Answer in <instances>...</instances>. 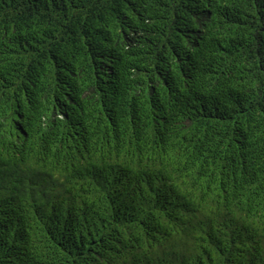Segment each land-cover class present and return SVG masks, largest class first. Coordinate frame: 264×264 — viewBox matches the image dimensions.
Wrapping results in <instances>:
<instances>
[{
	"label": "trees",
	"instance_id": "1",
	"mask_svg": "<svg viewBox=\"0 0 264 264\" xmlns=\"http://www.w3.org/2000/svg\"><path fill=\"white\" fill-rule=\"evenodd\" d=\"M0 264H264V0H0Z\"/></svg>",
	"mask_w": 264,
	"mask_h": 264
}]
</instances>
